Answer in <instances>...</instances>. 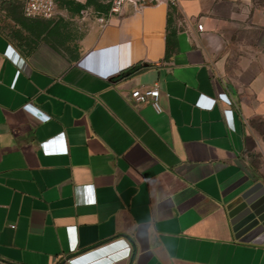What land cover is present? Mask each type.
Returning a JSON list of instances; mask_svg holds the SVG:
<instances>
[{
	"label": "crops",
	"instance_id": "obj_1",
	"mask_svg": "<svg viewBox=\"0 0 264 264\" xmlns=\"http://www.w3.org/2000/svg\"><path fill=\"white\" fill-rule=\"evenodd\" d=\"M25 3L0 0V264H264L229 216L264 183V7ZM154 86L161 112L132 96Z\"/></svg>",
	"mask_w": 264,
	"mask_h": 264
},
{
	"label": "water",
	"instance_id": "obj_2",
	"mask_svg": "<svg viewBox=\"0 0 264 264\" xmlns=\"http://www.w3.org/2000/svg\"><path fill=\"white\" fill-rule=\"evenodd\" d=\"M229 216L237 239L264 244V183L256 182L247 189Z\"/></svg>",
	"mask_w": 264,
	"mask_h": 264
},
{
	"label": "built area",
	"instance_id": "obj_3",
	"mask_svg": "<svg viewBox=\"0 0 264 264\" xmlns=\"http://www.w3.org/2000/svg\"><path fill=\"white\" fill-rule=\"evenodd\" d=\"M127 1L128 0H111L110 10H109L110 14L118 15L122 11ZM149 1L155 3H165L170 6H178L180 4V0H149ZM56 3L57 0H26L24 11L25 14L30 17H41V18L50 19L53 18L55 15ZM83 13H85V11ZM198 29L202 31L203 25L198 24ZM132 96L137 102L151 101L157 111L159 112L162 111V108L159 103L160 90L157 86L146 87L144 89L142 88L135 89L132 92ZM43 144H44L43 145L44 151L47 153L67 152L66 146H63L62 148H52L47 145V142Z\"/></svg>",
	"mask_w": 264,
	"mask_h": 264
},
{
	"label": "rangeland",
	"instance_id": "obj_4",
	"mask_svg": "<svg viewBox=\"0 0 264 264\" xmlns=\"http://www.w3.org/2000/svg\"><path fill=\"white\" fill-rule=\"evenodd\" d=\"M23 2V0H17ZM264 7V0H256ZM4 14H0V22H4ZM8 23L7 21L5 22ZM6 24H2L6 26ZM249 142L251 156L258 175L264 180V118H253L249 120Z\"/></svg>",
	"mask_w": 264,
	"mask_h": 264
},
{
	"label": "trees",
	"instance_id": "obj_5",
	"mask_svg": "<svg viewBox=\"0 0 264 264\" xmlns=\"http://www.w3.org/2000/svg\"><path fill=\"white\" fill-rule=\"evenodd\" d=\"M80 7H82V5ZM17 23H19L21 26H24L28 29H33V26H36L41 29L45 27V23L38 22V21H31L30 18L25 17V16H17Z\"/></svg>",
	"mask_w": 264,
	"mask_h": 264
}]
</instances>
